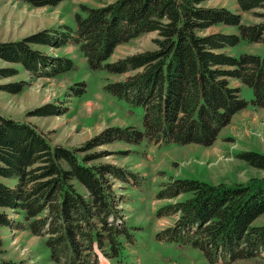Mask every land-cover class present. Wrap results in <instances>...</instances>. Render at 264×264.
<instances>
[{"label": "trees", "instance_id": "16d2710c", "mask_svg": "<svg viewBox=\"0 0 264 264\" xmlns=\"http://www.w3.org/2000/svg\"><path fill=\"white\" fill-rule=\"evenodd\" d=\"M33 6L57 5L64 0H23ZM206 0H115L103 6L82 5L76 26L44 28L17 40H0V57L20 63L38 76H56L72 70L74 60L53 56L34 45L58 48L79 46L92 69L129 73L106 89L144 108V130L112 126L80 147L52 144L35 124L0 115V207L25 212L26 228L46 235L51 258L59 264H99L95 244L121 252V236L128 234L111 178L129 181L134 173L110 163L91 164L101 153L98 145L125 140L155 144L175 142L212 145L232 117L250 104L264 108V55L223 49L241 41L264 43L263 21L243 23L242 15L227 7L203 5ZM243 11L264 10V0H237ZM231 25L239 33L200 32L214 25ZM147 32H157L156 47L107 60L115 49ZM18 68L0 67V79L17 75ZM235 78L254 90L245 99ZM26 80L0 84V90L19 93ZM46 103L30 115L63 114ZM250 165L264 169V153L238 154ZM1 177L16 179L9 185ZM80 183L86 192L78 188ZM191 194L168 204L159 216L180 213L174 226L158 233L160 240L199 248L210 264H232L240 259H264V225L254 221L264 213V177L247 183L218 185L193 178H178L158 193L159 199ZM22 228L6 211L0 227ZM0 264H25L2 259Z\"/></svg>", "mask_w": 264, "mask_h": 264}, {"label": "rangeland", "instance_id": "374dc122", "mask_svg": "<svg viewBox=\"0 0 264 264\" xmlns=\"http://www.w3.org/2000/svg\"><path fill=\"white\" fill-rule=\"evenodd\" d=\"M115 0H64L57 5L33 6L23 0H0V40H17L44 28L61 25L76 26V13L82 5L103 6ZM209 7H227L242 15L243 23L263 21L259 15L263 9L243 11L237 0H206ZM259 12V13H258ZM239 33L237 26L214 25L201 34L213 32ZM157 32H147L127 43L119 45L107 62H114L130 54L156 47ZM53 56H66L74 60L72 70L56 76H38L20 63L0 57V67L18 68L19 73L0 79V84L26 80L23 91L12 93L0 90V115L30 122L44 132L52 144L70 148L80 147L103 130L112 126H136L144 130V108L129 103L106 89L109 83L126 79L129 73H110L105 68L92 69L79 46L69 44L62 47L34 45ZM223 51L240 55L243 52L264 55V43L241 41ZM233 86L242 88V96L251 102L254 90L235 78ZM46 103H55L63 114L50 116L30 115V111ZM254 150L264 153V108L249 105L240 110L225 126L212 145L175 142L155 144L148 138L139 143L125 140L98 145L88 153L102 156L91 164L110 163L134 173L129 181L111 178L113 189L119 200V208L128 234L121 236V252L113 257L109 248L95 244L99 264H210L203 252L191 245L160 240L158 233L177 224L180 213L159 216V211L168 204L188 198L191 194H180L174 198L159 199L158 193L166 184L178 178H193L213 185L221 183H247L264 177V169L254 167L238 154ZM9 185L16 179L1 177ZM81 192L86 189L78 183ZM22 228L0 227L3 238L2 259L21 260L25 264H59L51 258L46 235H35L26 228L25 212L0 207ZM254 225H264V213ZM264 254V253H263ZM232 264H264V259L254 257L240 259Z\"/></svg>", "mask_w": 264, "mask_h": 264}]
</instances>
